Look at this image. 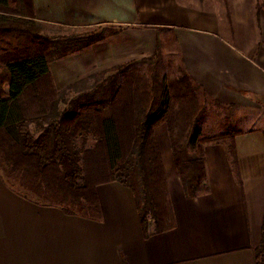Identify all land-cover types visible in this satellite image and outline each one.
Wrapping results in <instances>:
<instances>
[{"label": "crops", "instance_id": "obj_1", "mask_svg": "<svg viewBox=\"0 0 264 264\" xmlns=\"http://www.w3.org/2000/svg\"><path fill=\"white\" fill-rule=\"evenodd\" d=\"M254 0H33L38 21L56 27L118 26V40L94 44L50 69L57 88L92 66L105 70L150 57L161 32L173 35L183 66L222 106L264 102V32L252 23ZM232 6L233 26L226 21ZM230 37V40L226 37ZM241 184L222 144L205 147L207 179L188 198L172 156L162 154L175 224L144 237L132 191L97 189L100 220L66 215L25 198L0 173V264H257L264 217V130L235 138Z\"/></svg>", "mask_w": 264, "mask_h": 264}, {"label": "trees", "instance_id": "obj_2", "mask_svg": "<svg viewBox=\"0 0 264 264\" xmlns=\"http://www.w3.org/2000/svg\"><path fill=\"white\" fill-rule=\"evenodd\" d=\"M42 24L33 0H0V173L25 198L15 185L26 189L31 181L66 215L94 220L102 218L98 187L118 182L134 194L145 238L151 221L156 233L173 228L155 133L166 127L185 194L195 198L207 179L201 86L186 71L168 79L154 66L142 70L124 63L60 92L51 61L81 53L104 37L91 31L48 36ZM224 127L214 142L226 146L241 184L235 138L244 131ZM255 253L257 264H264V217Z\"/></svg>", "mask_w": 264, "mask_h": 264}, {"label": "rangeland", "instance_id": "obj_3", "mask_svg": "<svg viewBox=\"0 0 264 264\" xmlns=\"http://www.w3.org/2000/svg\"><path fill=\"white\" fill-rule=\"evenodd\" d=\"M227 7H229V9H227ZM252 14H253L252 23L258 26L260 32H264V0H254L252 5ZM228 17L231 18V21ZM226 21L228 26L232 28L233 20H232L231 5L228 6L226 5ZM42 25L44 27L43 28L44 34L48 36H54V35L71 36L77 33H86L89 31H91L92 33L96 32L97 37L98 36L104 37V41L98 42L96 44L106 42L108 40L110 41L118 40L117 38L120 39L124 31L122 27H118V26H102V27H93V28L73 29V28L51 26L44 23ZM226 39L230 40V37H226ZM159 41H160V49L158 50L157 56L153 55L150 57H140L135 59L134 61H130L126 63H130L132 65L134 64V66L142 70H147L150 66H154L158 69L160 76L162 77L165 76L168 79H173L174 77L178 76L180 71L182 72L185 71L182 60L177 51L176 43L173 39V35L168 37V35L165 34L164 31L161 32ZM60 60L62 59H56V60L54 59L53 61H51V66L56 69L57 68L56 63H58V66H60L59 64ZM101 71L103 70H95L92 66H90V68L87 69L86 75L81 79H84L93 73L101 72ZM91 83H93V81H91ZM73 84L70 85L63 84L61 88L59 89L57 88V89L61 92L66 90L69 86ZM68 94L69 95L67 99L70 100L73 97L74 93L69 92ZM198 95L200 96L201 102L204 105L202 124L199 126V132L201 135V141H200L201 144H205L207 142H208L207 145L220 144L214 141H216L219 136L224 134L225 131L224 126L228 123L234 127L241 129L242 131H246L248 129H257V128L264 130V102H261V106H256L258 104L257 102L256 105H253L251 107L235 108L232 106H222L216 103L215 101L210 100L208 97L203 95L202 91L201 92L199 91ZM155 136L161 155L165 154L172 156L171 147H170V138L168 136L167 129L164 125L157 128ZM89 145L90 147H92L93 142H90ZM193 154H195V150ZM26 182L28 183V187L26 189L21 188L19 185H15V187L20 189V191L23 192L26 196H28L31 199H34L37 202L48 205H52L54 203V201L50 199L46 195V193L40 191L39 187H37V184L32 183L31 181H26Z\"/></svg>", "mask_w": 264, "mask_h": 264}]
</instances>
